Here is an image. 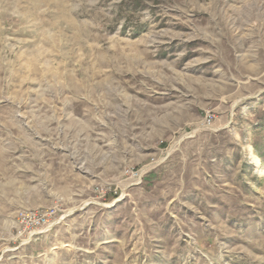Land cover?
<instances>
[{"label":"rangeland","instance_id":"obj_1","mask_svg":"<svg viewBox=\"0 0 264 264\" xmlns=\"http://www.w3.org/2000/svg\"><path fill=\"white\" fill-rule=\"evenodd\" d=\"M0 264H264V0H0Z\"/></svg>","mask_w":264,"mask_h":264},{"label":"built area","instance_id":"obj_2","mask_svg":"<svg viewBox=\"0 0 264 264\" xmlns=\"http://www.w3.org/2000/svg\"><path fill=\"white\" fill-rule=\"evenodd\" d=\"M52 214L53 213H47L42 215V217L35 214L33 221H28V218H24L23 222H25L26 228L32 230L33 235H36L42 230L51 229L55 226L57 222L50 221Z\"/></svg>","mask_w":264,"mask_h":264}]
</instances>
